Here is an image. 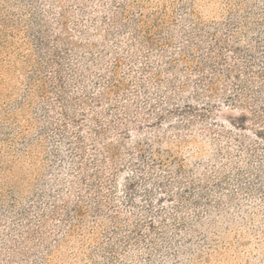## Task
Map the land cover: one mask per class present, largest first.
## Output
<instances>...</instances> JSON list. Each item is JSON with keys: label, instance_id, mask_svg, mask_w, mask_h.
<instances>
[{"label": "rangeland", "instance_id": "1", "mask_svg": "<svg viewBox=\"0 0 264 264\" xmlns=\"http://www.w3.org/2000/svg\"><path fill=\"white\" fill-rule=\"evenodd\" d=\"M0 264H264V0H0Z\"/></svg>", "mask_w": 264, "mask_h": 264}]
</instances>
